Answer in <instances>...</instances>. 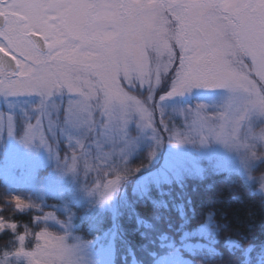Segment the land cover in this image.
Wrapping results in <instances>:
<instances>
[{
	"label": "snow or ice",
	"instance_id": "1",
	"mask_svg": "<svg viewBox=\"0 0 264 264\" xmlns=\"http://www.w3.org/2000/svg\"><path fill=\"white\" fill-rule=\"evenodd\" d=\"M195 94L197 103L185 102ZM0 109V137L44 147L62 171L83 160L86 178L97 173L83 197L61 195L64 219L8 193L16 211L41 214L39 230L26 225L23 234L0 216V233L15 235L0 264H122L123 209L159 206L154 190L166 195L210 170L264 186L253 175L264 164V127H255L264 125V0H0ZM177 115L182 129L171 123ZM62 141L71 163L59 155ZM212 144L235 160L208 151ZM189 212L181 206L175 228L140 233L148 264H203L199 253H216L220 223ZM78 219L93 239L78 234ZM225 248L244 257L233 264H254L245 235L227 237Z\"/></svg>",
	"mask_w": 264,
	"mask_h": 264
},
{
	"label": "trees",
	"instance_id": "2",
	"mask_svg": "<svg viewBox=\"0 0 264 264\" xmlns=\"http://www.w3.org/2000/svg\"><path fill=\"white\" fill-rule=\"evenodd\" d=\"M210 186V187H209ZM167 194L160 196L154 190L152 196L158 201H162L159 206H154L150 202L145 204H136L125 208L121 223L124 228L122 239L117 241L118 256L129 262V264H148L147 258H138L139 251H144L140 245L145 241L140 236L141 232H149L152 236L157 231H162L167 223H171L173 228L180 222V209L189 215V208L195 210V220L202 219L209 212L214 214V218L221 225V231L218 234L217 242L214 247L216 253L202 252L198 258L203 257V264H226L234 261L235 258L225 248L227 237L240 242L241 234L253 242L256 248L255 259L263 251L260 260H255L254 264H264V197L255 192L247 182L238 175L227 176L226 173L215 174L208 172L207 178L200 181L198 179L187 180L184 187H178L173 184L166 189ZM8 193L15 194L0 180V205L8 199ZM189 198L191 205L188 204ZM53 203H56L53 201ZM51 200L47 198L45 205L50 206ZM4 204V203H3ZM1 210V208H0ZM6 220L15 221L20 227L26 225L31 230L39 229L33 226V216L39 215L33 209L30 211L18 212L15 208L2 209ZM159 215L160 220H155ZM137 216L143 220L149 221L154 230L146 229L143 225L137 223ZM80 230L84 237H88V227L82 223ZM13 235V236H12ZM15 235L11 231H5L0 234V248L8 247L11 238ZM28 241H31L28 238ZM13 242V240H12ZM243 243V241H242ZM234 254V253H233ZM118 259L117 264L120 263Z\"/></svg>",
	"mask_w": 264,
	"mask_h": 264
},
{
	"label": "rangeland",
	"instance_id": "3",
	"mask_svg": "<svg viewBox=\"0 0 264 264\" xmlns=\"http://www.w3.org/2000/svg\"><path fill=\"white\" fill-rule=\"evenodd\" d=\"M201 98L202 97L200 94H195L191 97H188L185 102H193V104H195ZM23 123L24 122L21 119L19 121V124H23ZM171 123L175 124V126L178 129H182L184 127V118L178 115L174 116ZM255 127L256 130L259 131V128L264 127V125H260L259 122H257ZM57 150L62 159L64 157H68L69 163H71V156L73 150L68 147L67 142L62 141L59 144ZM208 151L217 154L219 157L235 160V154L229 153L225 148H223L222 145L212 144ZM140 162L141 161L139 159H135L133 161V166H136V164H139ZM92 163L95 162L93 161ZM209 172L215 174L225 173V172L216 173L212 170H210ZM261 174H264V164H259L257 169L253 173V175L257 178L261 177ZM96 179H97V173L95 171L89 172L87 178L84 176L83 160L78 161L77 171L75 173L68 172L66 170L62 171L58 165L56 158L53 157L44 147L37 146L35 144L31 147H26L23 144H21L17 138L8 137L6 134L0 137V180L15 194H21L25 197H28L34 203L37 204L42 203L41 207L43 209V212H56L60 219H64L65 217L61 215L60 212L58 211V207L62 203V201L60 200L61 195H63L66 198H71L73 195H75L76 197H83L84 196L82 192L83 185L85 184L91 185V183L94 182ZM246 182L254 191L259 183L256 180L252 182H248V181ZM47 198L51 200V203H53V201L56 203H53L50 206H48V204L45 205V200ZM3 203L0 205L1 208L0 215H3L2 209L6 211L7 208L12 209L13 207L11 204L7 203V200H4ZM86 209H87V205H84V207L79 208L78 209L79 214L83 215ZM30 210L26 209L25 211H30ZM33 210L38 212L39 215L41 214L39 209H33ZM73 210L77 211V209H73ZM123 212H125V209H123ZM76 223L81 227L82 222L79 219L76 221ZM33 226L36 225L33 223ZM86 227H88L87 224ZM19 230L20 233L23 234L24 228L20 227ZM38 230L39 229H36V231ZM53 230L57 232L59 231L58 227H54ZM82 232L83 231L80 230L78 234L83 236ZM88 234H89L88 237H84V236L83 237L86 240L93 239V235L90 234L89 231ZM12 240L14 242L15 236L11 238V242L8 247L0 248V257H2L4 251L9 250L13 247ZM26 242H29L28 239ZM139 252L140 254L137 255L138 258L141 257L147 258L146 253L144 251L143 252L139 251ZM230 254L235 259L238 258L244 259L240 251H236L234 252V254L233 253ZM198 255H200V253ZM261 255H263V251H261V253L257 255V257L259 258H256L255 260L259 261ZM97 258L100 259L101 261H104L106 259L103 250L100 249L99 246H97ZM201 258L203 259L202 256ZM210 263H212V261L209 262L208 264ZM118 264H121V262ZM122 264H129V262L124 260V263ZM136 264H140L139 261H137ZM226 264H233V262Z\"/></svg>",
	"mask_w": 264,
	"mask_h": 264
},
{
	"label": "clouds",
	"instance_id": "4",
	"mask_svg": "<svg viewBox=\"0 0 264 264\" xmlns=\"http://www.w3.org/2000/svg\"><path fill=\"white\" fill-rule=\"evenodd\" d=\"M261 176H264V174H261ZM255 191L259 195L264 196V186H262L261 183H258L257 188L255 189ZM197 264H202V262L197 261Z\"/></svg>",
	"mask_w": 264,
	"mask_h": 264
}]
</instances>
